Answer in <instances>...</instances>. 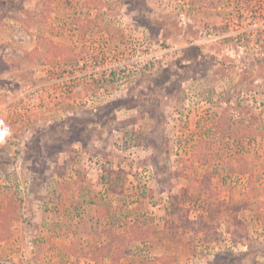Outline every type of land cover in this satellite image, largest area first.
I'll return each mask as SVG.
<instances>
[{"label":"rangeland","instance_id":"374dc122","mask_svg":"<svg viewBox=\"0 0 264 264\" xmlns=\"http://www.w3.org/2000/svg\"><path fill=\"white\" fill-rule=\"evenodd\" d=\"M255 1L0 0V264H264Z\"/></svg>","mask_w":264,"mask_h":264},{"label":"crops","instance_id":"0c3cea01","mask_svg":"<svg viewBox=\"0 0 264 264\" xmlns=\"http://www.w3.org/2000/svg\"><path fill=\"white\" fill-rule=\"evenodd\" d=\"M97 197H100V194L99 195H97ZM99 202H97L96 201V204H98ZM95 203L94 204H91L89 207L91 208H93V207H95V205H96ZM88 208V207H87ZM86 207H81V210H84L83 212L85 213L87 210ZM86 210V211H85ZM95 213L97 212V210L96 211H94ZM99 212V211H98ZM46 214H49V213H46ZM94 221H95V223H98L99 222V225L100 224H102L103 222L102 221H100V219H99V216L97 215V217H94ZM104 224V223H103ZM44 229V228H43ZM46 232L45 233H48L47 232V230H45ZM48 238H50V236H51V234L50 233H48ZM97 236V238H98V234H96V233H93L92 234V236H91V238H92V241L94 240V238ZM84 239L85 238H83V240H81V247L80 248H82V251H85L86 250V246H85V244H83V241H84ZM101 239V242H98V240H97V242H95L94 243V247H93V249L96 251V250H98V248L100 247V246H102L103 244H105L106 242H103V240H102V238H100ZM49 241H51V239H49V240H46V242H45V240H44V242L47 244V243H49ZM42 243H44L43 241H41ZM40 242H36V246H39L40 244H39ZM45 243L44 244H42V245H45ZM39 244V245H38ZM69 244V243H68ZM44 247H46V249H45V252L42 254V258H41V263L42 264H66L65 262L66 261H64V262H62V261H60L61 260V258H56V255H57V253H56V250L53 248V247H55V248H58V247H56V245L55 246H53V247H50L49 248V246H44ZM37 253V252H36ZM67 260V259H66ZM76 263L77 264H129V261H125V259L123 258V259H121L118 263H115V261H113V260H111V259H109V258H101V259H98L97 261H95V260H93V258H91V259H89V258H87V257H84V256H81V257H79L78 259H77V261H76Z\"/></svg>","mask_w":264,"mask_h":264},{"label":"built area","instance_id":"2783aa9c","mask_svg":"<svg viewBox=\"0 0 264 264\" xmlns=\"http://www.w3.org/2000/svg\"><path fill=\"white\" fill-rule=\"evenodd\" d=\"M254 13H251V28L247 38L255 39V43L264 37V3L262 0L255 1ZM257 47V45H255Z\"/></svg>","mask_w":264,"mask_h":264},{"label":"trees","instance_id":"16d2710c","mask_svg":"<svg viewBox=\"0 0 264 264\" xmlns=\"http://www.w3.org/2000/svg\"><path fill=\"white\" fill-rule=\"evenodd\" d=\"M102 201V200H101ZM100 201V202H101ZM94 204V203H92ZM108 214L105 215L104 217H99L100 221H102L104 224H103V230L100 232L101 235H104L105 238H107L106 240V243L103 244L102 246H100L98 248V252L97 250L95 251L97 254V256L100 254V250H102V252H104L103 254H105L104 257H101V258H110L111 257V247H112V243H113V237H111V233L113 232V223H114V218H113V215H111L109 213V210L106 211ZM99 224V222L97 223ZM113 249V248H112ZM95 257V256H92L93 260L97 261L98 259H100L99 257Z\"/></svg>","mask_w":264,"mask_h":264},{"label":"clouds","instance_id":"9594fccd","mask_svg":"<svg viewBox=\"0 0 264 264\" xmlns=\"http://www.w3.org/2000/svg\"><path fill=\"white\" fill-rule=\"evenodd\" d=\"M3 137L2 136H0V139H2Z\"/></svg>","mask_w":264,"mask_h":264}]
</instances>
